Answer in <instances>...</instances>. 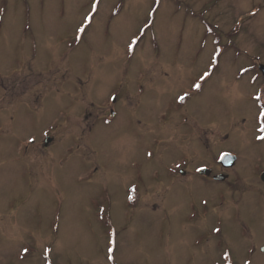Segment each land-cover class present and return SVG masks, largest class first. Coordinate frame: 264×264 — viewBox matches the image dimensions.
I'll return each mask as SVG.
<instances>
[{
  "label": "rangeland",
  "instance_id": "374dc122",
  "mask_svg": "<svg viewBox=\"0 0 264 264\" xmlns=\"http://www.w3.org/2000/svg\"><path fill=\"white\" fill-rule=\"evenodd\" d=\"M259 62L264 0H0V264H264Z\"/></svg>",
  "mask_w": 264,
  "mask_h": 264
},
{
  "label": "flooded vegetation",
  "instance_id": "af4514ba",
  "mask_svg": "<svg viewBox=\"0 0 264 264\" xmlns=\"http://www.w3.org/2000/svg\"><path fill=\"white\" fill-rule=\"evenodd\" d=\"M216 32L213 31L211 35H213V41H214V45L215 43L216 44H219V40L220 38L218 39L217 37H214V35ZM230 42L232 43V39L228 38V41H226V43L223 45V49H222V53L223 51L227 50L228 48H226V44L229 43L230 45ZM227 45V47L229 46ZM216 50H218V46L215 47ZM226 48V49H225ZM220 55V52L217 54V57H216V60L218 59ZM215 60V61H216ZM264 64V62H259V63H253L254 65H252V67H250L251 65L247 66V67H243V68H240L238 69L235 73H234V79L236 80H240L242 79L241 77L242 76H246V74H249V78H248V83L251 85V86H255V91L254 93L251 94V100H253L255 102V104L257 105V113H256V126H255V135H254V139H260V140H263L264 139V100H263V94H264V76L262 75L261 71L258 69V65L259 64ZM207 75V74H206ZM207 77H204L202 75L199 74V77L195 78L194 83L191 82L190 83V87H189V90L191 93H185V95L183 94H178L177 96V99L179 100V102L181 103L183 100L187 99L191 94H194V92L197 90V89H203V86H205L207 83ZM191 101V100H190ZM185 105H183L182 107H184ZM181 107V108H182ZM112 111V108H109L108 109V112L107 113H111ZM261 113V114H260ZM260 114V119H258V115ZM111 119V117H110ZM262 124V127L260 129H257V125L258 124ZM58 125V124H57ZM57 130V127L53 130V131H50L49 133H45L43 136H42V143L43 145H48L50 143H52L53 141V137L51 136L55 131ZM48 136L47 138H49V140L47 142L44 141V138ZM34 143V142H31V144ZM221 153H231L229 151H227L226 149H222V150H219V152L217 153L216 157H215V162L216 164L222 169V170H226V169H230L232 168L229 167V168H224L222 167L218 161H217V157L221 154ZM237 156V155H236ZM237 161V160H236ZM235 161V163H236ZM186 162L187 160H183V161H177V162H174V163H170L168 166H167V173L170 175V177H173V178H176L177 175H185L186 173V170L183 168V166L186 165ZM235 165V164H234ZM201 168H206V169H209L211 170V173L209 175H205L203 173H198L197 171ZM261 172H264V170H262ZM260 172V173H261ZM260 173L258 175L259 179H260ZM193 174L195 175H198V178L200 179H211L212 181H215L213 179V176L215 175H218V174H224L226 177L222 180V181H226L227 178H228V174L225 173L224 171H216L214 172L212 167L210 166H207V165H204V164H200V165H197L196 167H194L193 169ZM215 182H220V181H215ZM262 186L264 187V182H262L260 180Z\"/></svg>",
  "mask_w": 264,
  "mask_h": 264
},
{
  "label": "water",
  "instance_id": "95a60500",
  "mask_svg": "<svg viewBox=\"0 0 264 264\" xmlns=\"http://www.w3.org/2000/svg\"><path fill=\"white\" fill-rule=\"evenodd\" d=\"M259 68L262 70L263 75H264V65L259 66ZM234 160H235V157L234 156H230V155H223V157H221V159H220L221 163L223 165H225V166L233 165ZM205 173L209 174V171L206 170ZM260 177H261V180L264 182V173H261ZM214 178L222 180V179H224V176H215Z\"/></svg>",
  "mask_w": 264,
  "mask_h": 264
},
{
  "label": "bare ground",
  "instance_id": "6f19581e",
  "mask_svg": "<svg viewBox=\"0 0 264 264\" xmlns=\"http://www.w3.org/2000/svg\"><path fill=\"white\" fill-rule=\"evenodd\" d=\"M158 26H160V23H158ZM207 82H208V81H207ZM207 82H206V83H207ZM202 91H203V90H202ZM202 91H201V92H202ZM191 100H192V99H191ZM262 141H264V139H263ZM234 164H235V163H234ZM234 164L232 165V167L234 166Z\"/></svg>",
  "mask_w": 264,
  "mask_h": 264
}]
</instances>
